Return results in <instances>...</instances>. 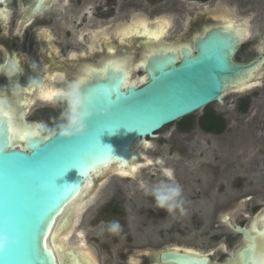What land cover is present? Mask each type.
Wrapping results in <instances>:
<instances>
[{
  "label": "water",
  "instance_id": "water-1",
  "mask_svg": "<svg viewBox=\"0 0 264 264\" xmlns=\"http://www.w3.org/2000/svg\"><path fill=\"white\" fill-rule=\"evenodd\" d=\"M6 1L0 0V4ZM156 28L149 24L148 30L154 34ZM139 38L146 51H152L143 64L145 81L130 90L137 84L128 83L127 72L124 83L120 74L118 92L98 94L97 115L88 122L87 137L48 140L47 135L38 132L37 125L27 122L28 103L21 104L20 120L33 127L36 135L14 147L9 130L10 154L0 157V235L6 234L10 241L18 242L10 244L8 251L0 256V264H62L63 260L66 264H100L94 249L86 243L66 246L64 241L53 242L60 231L69 233L70 226L77 222L76 211L64 212L68 204L84 197L86 186H91L95 175L105 168L124 171L133 161H141L144 152L136 147L142 143L148 145L147 139H155L165 127L214 103L224 104L227 93L259 79L264 61L261 57L248 64L237 62L235 57L244 38H237L224 25L206 26L192 45L178 49L166 47L164 42L149 46V39L154 37L144 29L140 30ZM111 76V71L94 73L84 87L110 84ZM110 98H117V103L111 105ZM11 105L17 110L14 103ZM106 106L111 107L109 115L103 114ZM7 123L6 117L0 119V142ZM37 144L36 151L34 145ZM110 173L119 175L113 170ZM42 184H47L49 190L42 191ZM63 188L69 190L67 197L71 199L61 196ZM92 198L86 196L81 206ZM223 222L231 231L243 236L246 247L240 254L246 260L244 264H264L259 254L264 246L262 240L259 250L256 249L257 237L264 234V224L254 222L246 228L232 224L228 217ZM48 240L52 241L51 249ZM249 253L252 255L248 261ZM83 254L89 255L90 260L83 259ZM162 261L208 264L206 258L175 252L163 254Z\"/></svg>",
  "mask_w": 264,
  "mask_h": 264
},
{
  "label": "rangeland",
  "instance_id": "rangeland-1",
  "mask_svg": "<svg viewBox=\"0 0 264 264\" xmlns=\"http://www.w3.org/2000/svg\"><path fill=\"white\" fill-rule=\"evenodd\" d=\"M81 1L82 6L79 0L70 2L62 21L69 22L79 34L87 32L89 26L96 23L101 30V27H106L102 25V19L106 17L105 11H108L114 15L108 30L112 39L116 29L133 24L139 17L153 23L156 18L174 15V28L170 31V37H175L183 36L187 31L200 30L213 15L231 13L229 0V6L221 9L216 0H209L205 4L200 0H185V3L179 4H176V0H115L116 10L112 9L114 0H108V3L107 0ZM16 2V5L15 0L10 2L15 5L12 9L13 18L4 28L9 35L20 30L22 17L25 15L22 1ZM182 3L187 9L185 12L182 11ZM86 5H92L91 13L87 17L83 13L77 19ZM124 6L131 7L129 13L125 14L128 17H122ZM54 11L53 6L44 14L33 18L31 26L21 28L25 31L23 39L27 37V40L18 44L24 57L33 54L29 44L34 32L54 28ZM73 20L77 21L74 26ZM178 21L181 23L178 24ZM134 38L127 43V48H133L137 44ZM25 41L27 45L24 54ZM255 56L256 52L251 49L240 53L238 58L247 61ZM42 68L41 63L38 77L45 73ZM257 82L264 83V71L260 73ZM254 93L260 96L255 97L252 110L247 114L236 110L233 102L237 95L232 92L227 93L224 104L214 103L209 106L215 113H223L226 119L227 129L222 135L205 133L198 126L185 133L180 130L177 122L161 130L155 139H147L150 145L146 155L152 160L158 155V165L153 162L152 166L141 169L133 179L109 173L103 183L99 181L100 184L92 193L93 201L79 215V226L69 244L79 245L85 242L94 249L100 264H123L119 259L120 253L149 251L169 245H190L208 251L228 244L230 248L227 253L241 245V236L218 221L224 214L238 211L233 224L247 227L253 217L264 211V130L261 127L257 129L258 125L264 124V93L262 90ZM34 99L36 95L33 97L34 105L27 108V122L37 125L39 132L47 135L41 125L54 127L65 106L59 108L58 102L35 104ZM203 113L204 110L194 115L198 119ZM15 146H20V143ZM168 172L171 173L170 176L167 175ZM171 176L173 182L178 183L182 189L184 187V195H199L200 198L184 203L183 213L176 210L172 213L173 216L153 217L152 211L158 212L161 209L146 191L161 181L172 182L169 179ZM257 192L261 195L256 197V201H246V195ZM112 200L120 205L118 209L125 210V218L112 214L113 207H107ZM113 219L119 220L123 227L119 236L101 232V222ZM78 231L84 234L83 240L78 238ZM251 255L252 253L248 254V261ZM244 262L246 260L243 259V264Z\"/></svg>",
  "mask_w": 264,
  "mask_h": 264
},
{
  "label": "flooded vegetation",
  "instance_id": "flooded-vegetation-1",
  "mask_svg": "<svg viewBox=\"0 0 264 264\" xmlns=\"http://www.w3.org/2000/svg\"><path fill=\"white\" fill-rule=\"evenodd\" d=\"M11 1L13 0H7L3 4H0V93H2L3 96H7L9 105L13 103L16 105V108H18L16 119L18 118V120H20V113L22 109L21 104L23 102L30 103V109V106L34 105L32 103L33 97L35 95V104L38 102L48 104H54L58 102V107L61 108L64 103L59 99V95L54 96L53 99L49 101L44 98V92L51 91L60 93L67 87L70 82L76 81L81 78L85 74V69L90 70L93 68H101L106 65L108 61L127 59L129 69L127 71L128 83L136 82L135 84L142 85L143 83H139V79L144 77L142 76L145 73L143 64L146 61V58L152 54V51H146V47L141 43V38H139V35H137L135 31H125L126 29L136 28L138 25L140 26L139 31L140 29H144V25H147L148 29L149 24H151V27H157L156 31H158V25L161 22H167L166 30L163 35L158 38L159 41H157V38H150L149 46L153 44L162 45V43L164 42L166 47L172 46L175 47V49H178L189 44L192 45L195 37L206 26H222L224 25L225 21H232L234 22L236 28H243L246 25L247 32V36L244 37L237 51L235 57L236 61L239 63L248 64L256 61L257 59H260L261 57H264V51H262L264 50V0H216L219 9L227 8L229 6L227 4V1L230 2V15L224 12L213 15L208 18L209 22L207 23V25H204L200 30L187 31V33H185V35L183 34V36L177 35L175 37H170V31L174 28V15H165V17L156 18L153 23H148L149 21L147 19L139 17L133 21V24H130L128 26L123 25L119 27V29H116L113 39L112 37H110V33L108 30L111 19L112 17H114V15L109 14L108 11H105L106 17L102 19V25L106 27H101V30H99L98 28L99 24L96 23L91 24L87 32L79 34L77 33L76 28L72 27L69 22L62 21L61 18L66 12L67 7H69L70 2H75L76 0H21L23 3V9L25 10V15L22 17L23 20L21 21L20 30L9 35V33L4 31V28L5 24H8L9 21L12 20V9L17 3L15 0V5H13L10 4ZM79 1L82 6L83 1ZM106 2L108 3V0ZM181 2L185 3V0H176V4H179ZM200 2L202 4H205L209 2V0H200ZM113 3L114 4L112 5V9L116 10L117 2L114 0ZM183 3L182 11L185 12L187 11V9ZM53 6L55 7L54 28L42 29L40 31L34 32L30 37L29 44L30 51H32L33 54L29 55L28 57H24L20 53V48L18 46V44H21L25 39H23V34H25V31L21 30V28L31 26V20L33 18H35L37 15L44 14L45 11L49 10ZM38 7L40 8L38 9ZM91 8L92 5H86L79 13L77 19L80 18L83 13L85 17H87L88 14L91 13ZM129 10H131V7L124 6L122 9V17H124L125 14L129 13ZM178 22V24L181 23L180 21ZM76 23L77 21L73 20V26L76 25ZM148 32L152 33L151 30H149ZM133 38L136 39L137 44H135L133 48H127V43L130 42ZM25 40H27V37ZM26 45L27 43L25 41L23 48L24 54ZM251 49L256 52V56L254 58L247 61H241L238 58L240 53L249 52V50ZM78 50H80V53H77ZM41 63L43 65L42 69H44L45 73L42 77H38L37 72L39 71ZM263 71L264 61L260 73H262ZM13 73L16 74L14 75ZM137 75L140 76H138V79H136ZM32 79L41 81V85L29 86ZM257 81L258 79L240 87L242 88V90L240 91H237L235 89L231 91L232 93L237 95V98L234 100L233 104L236 106V110L239 113L247 114L252 110L253 100L255 99V97L260 96L259 94H255L254 92L262 90L264 93V83H260ZM27 108L25 109V117L28 121L29 119L27 117ZM216 114L222 116L225 119L223 113L217 112ZM259 127L263 128L264 130L263 123L261 125H258L257 129ZM205 133L215 134L209 132ZM223 133L216 135H222ZM149 145V143L148 145L142 143L136 147L139 150H141L142 148L144 157L141 161H133L127 170L122 171L117 169L119 177L121 176L122 178L133 179L132 177L135 178L141 169L150 167L154 163L156 166L158 165L156 163L158 155H156V158H154L153 160L148 158L146 155V151L149 150V148H147L149 147ZM238 164L241 167H244L243 163L239 162ZM135 166H138V170L134 174H132ZM113 169L114 168H107L103 170L100 175H95L93 179L94 186H87L88 189L86 188L89 197L92 196V193L100 184L99 181L103 183V181L105 180V176L112 172ZM120 172H128L129 174L122 175ZM169 179L172 180V182L174 181L172 176L169 177ZM260 195L261 194L259 192L249 193L245 198L246 201H256V197ZM198 198H200L199 195L187 196L183 193L184 203H188L189 200L194 201ZM119 202H121V200H119ZM76 206L77 204L75 205V207ZM119 206L120 205L117 203L115 204L113 200L109 203V205H107L108 208L113 207L111 211L112 214L125 218L126 212L123 208L118 209ZM87 207L85 208V210L87 209ZM74 209L75 208H73V210ZM152 215L156 218H158V216L160 218H164L168 215L173 216L172 213H167L162 209L158 212L153 210ZM237 216L238 211L226 215L224 214L220 217L218 223L227 226V224L223 222V219L225 217H228L229 221L233 224V219H235ZM254 222L256 224H264V211H262L258 216L253 217L252 221L247 227L243 225L240 226L249 228ZM76 231L77 230L75 227V232ZM240 236L242 239V244L237 246L233 251L231 250L229 253H227V250L230 248V245L228 244L219 245V247H217L216 249H210L208 251H203L190 245H169L167 247L164 246V248L161 247L158 249H151L149 251H129L128 253H120L119 259L123 264H177L173 262L164 263L162 261L163 254L175 252L180 255L193 258H206L208 260V264H242L243 258L240 254V251L243 250L246 245H244L245 241L243 236ZM257 250H259V245ZM189 253H196L198 255L193 256L189 255ZM260 257L264 259V255H260Z\"/></svg>",
  "mask_w": 264,
  "mask_h": 264
},
{
  "label": "clouds",
  "instance_id": "clouds-1",
  "mask_svg": "<svg viewBox=\"0 0 264 264\" xmlns=\"http://www.w3.org/2000/svg\"><path fill=\"white\" fill-rule=\"evenodd\" d=\"M18 71V70H17ZM14 75L16 73H13ZM41 81L32 79L29 86H39ZM142 83V82H141ZM138 85H132L130 90L137 88ZM98 94L86 90L84 85L78 81L70 82L65 89L60 92L59 99L64 103L65 107L60 113L59 122L54 127L41 125L42 129L47 133L46 139L54 140L59 138L61 140H76L82 139L89 134L88 122L97 115L96 99ZM117 98H110V104L115 105ZM11 113V107L8 103L7 96H0V116H7ZM111 113V107L106 106L103 109L104 115ZM36 151L39 145H34ZM10 144H0V157H5L10 154ZM167 175H171L170 172ZM57 187V186H56ZM42 191H48V185H41ZM147 195H151L158 208L165 210L167 213H174L179 210L184 212L183 189L175 182L161 181L153 185L146 191ZM106 231L113 236H119L123 227L119 220L113 219L106 222H101V232ZM18 243L17 241H10L9 237L0 235V256H3L9 249L10 244Z\"/></svg>",
  "mask_w": 264,
  "mask_h": 264
},
{
  "label": "snow or ice",
  "instance_id": "snow-or-ice-1",
  "mask_svg": "<svg viewBox=\"0 0 264 264\" xmlns=\"http://www.w3.org/2000/svg\"><path fill=\"white\" fill-rule=\"evenodd\" d=\"M167 27V22H161L158 25V31L153 33L148 32L147 30V26L145 25L144 27V31L146 32V34L149 35H153L154 38H159L160 36L163 35L164 31L166 30ZM224 27L230 31L235 33L237 38H244L247 36V32H246V25L243 28H236L234 22L232 21H225L224 23ZM126 32H133L135 31L137 35L140 34L139 31V26H137L136 28L133 29H126ZM264 51V50H262ZM128 61L127 59H122V60H118V61H108L106 65H104L101 68H93V69H85V74L79 78L78 81L79 83L85 85L86 81L92 79V76L94 73H103V72H108L111 71L112 72V76H111V83L110 84H105V85H97L95 87L92 88H85L86 90H90L96 94H102L105 91H112V92H118L121 84H120V80H121V75L123 74V83L125 80V76L127 74L128 71ZM122 83V84H123ZM241 83H243V78L241 80ZM235 90L240 91L242 90V88L237 87ZM44 98L46 100H52L54 96L60 95V93H55V92H51V91H45L44 92ZM0 96H3L2 93H0ZM6 117L7 118V127L5 128V136L3 138V141L0 142V144H4V145H8L9 144V140L10 137L7 135L8 131L11 130V132L13 133V136L15 137V139L17 141H26L27 138L29 136H34L36 135V132L34 130V128H30L29 125L23 123V121H17L15 118V114L14 111L11 112L9 115L7 116H0V119ZM98 153V152H96ZM96 153H94L93 155H95ZM120 167H123L122 165ZM134 171V169H133ZM122 175H128V172H121ZM69 190L67 188H63L62 190L60 189V194L61 196L67 198V199H71V197H67V192ZM189 255H198L196 253H189ZM260 255H264V246L261 247L260 249Z\"/></svg>",
  "mask_w": 264,
  "mask_h": 264
},
{
  "label": "bare ground",
  "instance_id": "bare-ground-1",
  "mask_svg": "<svg viewBox=\"0 0 264 264\" xmlns=\"http://www.w3.org/2000/svg\"><path fill=\"white\" fill-rule=\"evenodd\" d=\"M146 22V21H145ZM147 23V22H146ZM149 23V22H148ZM139 26V25H138ZM145 26V25H144ZM147 26V25H146ZM140 27V26H139ZM133 29V28H132ZM141 30V29H140ZM148 30V29H147ZM149 31V30H148ZM157 32V31H156ZM165 32V31H164ZM128 34V33H127ZM123 39V38H122ZM151 39H153V38H151ZM154 41V40H153ZM157 41H159V39H157ZM150 44V40H149V43H148V45ZM145 81V77H143V78H141V79H139V83H143ZM136 83V82H135ZM29 105H30V103H28V107H29ZM13 105H10V107H11V112H13L14 111V114H15V118H16V116H17V110H18V108H17V110L16 109H13V107H12ZM17 121H21V120H18V118L16 119ZM28 125V124H27ZM30 126V125H29ZM30 128H33V127H30ZM18 143H20V141H17L16 139H15V137L13 136V133H12V144H13V146L15 145V144H18ZM14 147H16V146H14ZM141 167V166H140ZM105 169H107V168H105ZM104 169V170H105ZM108 169H110V168H108ZM133 169V168H132ZM138 170V166H135L134 167V171L132 172V174H134L136 171ZM103 171V170H102ZM113 171L114 172H117L118 173V170L117 169H113ZM104 172H106V171H104ZM121 173V172H120ZM100 175L101 173H97V175ZM104 174V173H103ZM92 183H93V180L91 181ZM92 183H91V186H92ZM86 188L88 189V187L86 186ZM85 188V195H84V197H79V198H77L76 200H74V201H72V202H70L69 204H68V206L64 209V212L65 211H70V212H74V211H76L75 213H78V215H77V222L73 225V226H70V227H72V228H69L68 229V231H70L69 233H67V232H65V234L64 233H62L61 231H60V233H58L57 234V237L55 238V240H53V242H56L57 240L58 241H64L65 242V244H66V246H69L70 244H69V241H70V238H72L73 237V235L75 234V227L77 226V224L79 223V215H81V213H83V211L85 210V208L89 205V203H91V201H93V198L91 199V200H89L88 202H86L85 204H83L82 206H81V203H82V201L83 200H85V198H86V196H88V191H87V189ZM90 194V193H89ZM77 204V206L75 207V205ZM73 208H75L74 210H73ZM78 208V209H77ZM79 234V235H78ZM77 235H78V238L79 239H81V240H83L84 239V234L83 233H78ZM258 238V237H257ZM260 240H262V243H264V234H263V236H259V238H258V243H257V245H256V249H258V245H260L259 244V241ZM85 241V240H84ZM51 242L52 241H50V240H48L47 241V245H48V247L51 249ZM85 243V242H84ZM84 243H80L81 245H84ZM71 245H74V244H71ZM258 251V250H257ZM259 254H260V252H259ZM83 259H89L90 260V257H89V255H87V254H83ZM261 258V257H260ZM262 259V258H261ZM262 260H264V259H262ZM62 264H66V262L63 260L62 261Z\"/></svg>",
  "mask_w": 264,
  "mask_h": 264
},
{
  "label": "trees",
  "instance_id": "trees-1",
  "mask_svg": "<svg viewBox=\"0 0 264 264\" xmlns=\"http://www.w3.org/2000/svg\"><path fill=\"white\" fill-rule=\"evenodd\" d=\"M177 124L180 130L185 133L192 131L197 126L205 132L215 134L223 133L226 129V120L222 116L217 115L210 107L204 110L200 118L197 119L195 115H191Z\"/></svg>",
  "mask_w": 264,
  "mask_h": 264
}]
</instances>
